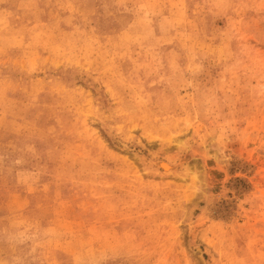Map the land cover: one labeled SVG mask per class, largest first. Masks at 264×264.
Wrapping results in <instances>:
<instances>
[{
  "label": "rangeland",
  "instance_id": "rangeland-1",
  "mask_svg": "<svg viewBox=\"0 0 264 264\" xmlns=\"http://www.w3.org/2000/svg\"><path fill=\"white\" fill-rule=\"evenodd\" d=\"M0 264H264V0H0Z\"/></svg>",
  "mask_w": 264,
  "mask_h": 264
},
{
  "label": "bare ground",
  "instance_id": "bare-ground-1",
  "mask_svg": "<svg viewBox=\"0 0 264 264\" xmlns=\"http://www.w3.org/2000/svg\"><path fill=\"white\" fill-rule=\"evenodd\" d=\"M158 166L163 169L166 173L173 172L175 170L174 166H171L168 162L166 161H159Z\"/></svg>",
  "mask_w": 264,
  "mask_h": 264
}]
</instances>
